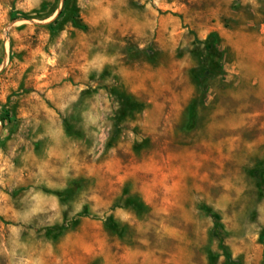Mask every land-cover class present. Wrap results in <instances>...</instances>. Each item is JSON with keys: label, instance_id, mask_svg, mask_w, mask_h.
Segmentation results:
<instances>
[{"label": "rangeland", "instance_id": "rangeland-1", "mask_svg": "<svg viewBox=\"0 0 264 264\" xmlns=\"http://www.w3.org/2000/svg\"><path fill=\"white\" fill-rule=\"evenodd\" d=\"M74 1L0 0V264H264V0Z\"/></svg>", "mask_w": 264, "mask_h": 264}, {"label": "trees", "instance_id": "trees-1", "mask_svg": "<svg viewBox=\"0 0 264 264\" xmlns=\"http://www.w3.org/2000/svg\"><path fill=\"white\" fill-rule=\"evenodd\" d=\"M63 16H65L64 17L65 20H68V21L70 20L71 22H73L77 26L80 25V23L78 21V7H77L76 2L74 0H65L63 10L60 12L58 18H56L55 21L52 22L50 25L52 26L53 23H57L58 20L61 17H63ZM209 47H211V45H209ZM1 63H2V56H0V65H1ZM6 112H7V114L5 116H3V117L1 116L0 117V119H1V121L3 123V126H4V124L6 123V121L8 119V115H10L9 111H6ZM218 227L219 226L217 225L216 229H218ZM227 256H228L230 264H233L232 261H231L229 253H227Z\"/></svg>", "mask_w": 264, "mask_h": 264}]
</instances>
